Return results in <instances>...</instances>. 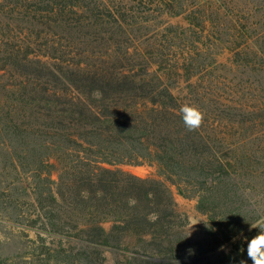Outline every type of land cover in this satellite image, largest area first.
<instances>
[{"label": "trees", "instance_id": "trees-1", "mask_svg": "<svg viewBox=\"0 0 264 264\" xmlns=\"http://www.w3.org/2000/svg\"><path fill=\"white\" fill-rule=\"evenodd\" d=\"M134 19L94 0L0 3V144L10 149L12 175L43 182L24 185L42 229L75 242L81 256L110 251L122 257L114 264H252L244 250L211 253L244 229L248 199L238 182L260 166L261 155L236 141L235 130L245 135L264 119V101L249 112L227 99H263L264 33H244L247 48H231L234 66L221 71L247 77L230 86L193 56L171 64L168 51L148 47L134 57L123 46ZM175 77L187 82L183 97L173 93ZM184 104L204 114L199 128L185 127ZM142 163L155 164L158 177L113 167ZM170 185L197 199L208 220L201 240L184 239Z\"/></svg>", "mask_w": 264, "mask_h": 264}, {"label": "rangeland", "instance_id": "rangeland-1", "mask_svg": "<svg viewBox=\"0 0 264 264\" xmlns=\"http://www.w3.org/2000/svg\"><path fill=\"white\" fill-rule=\"evenodd\" d=\"M3 1L5 0H0V3ZM94 1L100 7L117 5L127 15L130 14L135 18L130 28V36L123 43V46L129 47V53L134 57H137V53L146 56L149 52L148 47H159L168 51L172 55L171 64L176 63L177 60L181 64L182 56H193L202 63V66H207V70L214 69V76L219 77L220 82L224 81L230 86L245 81L247 77L241 70L222 72L220 69L221 66L229 68L234 66L233 47L241 45L242 49L247 48V44L243 45L244 40L240 35L264 33V0ZM203 20L206 21L204 29L198 26ZM233 35L238 37L237 42H234ZM254 38L257 36L255 35ZM155 70L157 65H151L150 71ZM204 73L202 72L201 75ZM198 78L199 75L193 77L191 81L194 82ZM176 81L178 88L174 89L173 93L183 97L187 92V82L183 77H177ZM259 97L256 93L246 98L230 96L227 100H233V103H239L238 105L245 104L246 111L251 112L258 111L262 106L260 104L264 101V97L263 99ZM263 123L264 119L258 117L254 128L245 135L235 130L236 141L240 144L247 143L248 148L261 155L260 166L256 174L246 175L244 180L238 182L237 193L248 199V203L243 208L244 229L238 232L235 242L231 241L224 245L226 246L224 250L220 248L211 253V256L232 250L247 252V244L243 238L251 239L259 232V229L250 228V225L264 219ZM10 153L6 142H2L0 144V264H114L122 260L120 254L110 251H105L101 259L81 256L73 250L76 247L75 242L44 231L43 219L37 218L35 195L32 190L24 189V185L27 184L38 188H42L44 184L39 179L32 180L29 175L22 174L18 179L15 178L12 175L13 163ZM113 167L121 168L141 178H157L159 175L157 166L151 163L117 164ZM56 179V174H53L51 180L56 181ZM170 189L176 211L185 221L187 235L191 225L200 221L193 227L189 239L201 240L208 226V220L197 209V199L181 196L176 186L170 185ZM105 227L108 228L109 225Z\"/></svg>", "mask_w": 264, "mask_h": 264}, {"label": "clouds", "instance_id": "clouds-1", "mask_svg": "<svg viewBox=\"0 0 264 264\" xmlns=\"http://www.w3.org/2000/svg\"><path fill=\"white\" fill-rule=\"evenodd\" d=\"M180 114L184 125L188 130H195L199 128L204 120V114L194 105H182L180 108ZM199 222L200 221L191 225L188 230V235L184 239L190 237L193 227ZM250 228L259 229V232L251 239H248L247 237L243 238L244 242L247 244V257L252 261V264H264V219L257 220L255 223L250 225ZM236 239L237 238L234 237L233 242H235ZM225 247L226 246L222 245L221 250H224ZM189 251L191 253V250ZM239 264H247V261L240 260Z\"/></svg>", "mask_w": 264, "mask_h": 264}, {"label": "water", "instance_id": "water-1", "mask_svg": "<svg viewBox=\"0 0 264 264\" xmlns=\"http://www.w3.org/2000/svg\"><path fill=\"white\" fill-rule=\"evenodd\" d=\"M187 234V233H186Z\"/></svg>", "mask_w": 264, "mask_h": 264}]
</instances>
